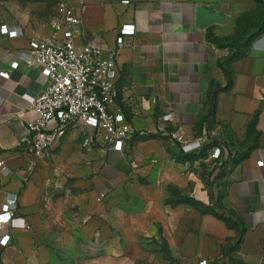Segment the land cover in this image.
<instances>
[{"label":"crops","instance_id":"obj_1","mask_svg":"<svg viewBox=\"0 0 264 264\" xmlns=\"http://www.w3.org/2000/svg\"><path fill=\"white\" fill-rule=\"evenodd\" d=\"M124 1L74 0L82 18L77 47L95 43L116 60L111 109L146 131L123 151L94 141L84 147L93 130L76 122L43 158L31 152L32 98L47 82L23 54L50 34V23L15 22L0 12V26L21 28L15 37L0 31V211L14 193L28 225L5 227L11 240L0 245V264H132L159 233L181 264H264V1ZM261 20L245 48L211 39L239 37ZM125 24L136 29L119 47ZM203 135L202 151H226L213 200L204 170L183 149ZM173 188L202 206L174 202Z\"/></svg>","mask_w":264,"mask_h":264},{"label":"built area","instance_id":"obj_2","mask_svg":"<svg viewBox=\"0 0 264 264\" xmlns=\"http://www.w3.org/2000/svg\"><path fill=\"white\" fill-rule=\"evenodd\" d=\"M129 3V0H125ZM82 4L83 0H79ZM74 0H60L56 14L50 22L51 32L48 36L31 41V46L23 54L28 66L42 67L46 78L45 89L32 98V106L37 113L35 120L26 128V143L31 152L43 158L71 124L83 122L93 132L83 141L84 147L98 142L116 151H123L125 143L134 134L145 135L146 131L136 128L121 112L111 109L119 94L114 80L116 60L114 56L104 58L102 48L95 43L76 45L78 27L82 18ZM134 24H125L120 28L119 47L123 46L124 35L135 32ZM0 31L10 37L18 36L21 28L2 24ZM17 67L18 62H13ZM4 76L8 73L3 72ZM171 119V115L165 116ZM206 136L193 141H184L186 153H199ZM225 149L215 145L211 157L221 160ZM0 160V168L2 167ZM263 164V161H259ZM103 194L99 197V200ZM5 227L28 228L24 219L18 215V200L14 193L9 194L0 211V245L8 246L11 236ZM199 264H208L201 260Z\"/></svg>","mask_w":264,"mask_h":264},{"label":"rangeland","instance_id":"obj_3","mask_svg":"<svg viewBox=\"0 0 264 264\" xmlns=\"http://www.w3.org/2000/svg\"><path fill=\"white\" fill-rule=\"evenodd\" d=\"M60 0H0V12L5 14L9 20L26 23H50L56 14V6ZM193 155L194 162L205 172V178L213 183L215 188L218 179L219 161L211 157V146ZM172 198L174 202L181 200L176 190L173 188ZM183 199V198H182ZM195 200V199H194ZM196 201V200H195ZM207 207L204 208L206 210ZM86 249V248H85ZM73 257V249H67ZM87 250V249H86ZM170 245L166 237L159 233L150 240H146L142 246L140 257L132 264H181L177 258L171 257ZM88 255L84 256L87 259ZM74 264V263H68ZM78 264V263H77ZM81 264H91L84 260Z\"/></svg>","mask_w":264,"mask_h":264},{"label":"trees","instance_id":"obj_4","mask_svg":"<svg viewBox=\"0 0 264 264\" xmlns=\"http://www.w3.org/2000/svg\"><path fill=\"white\" fill-rule=\"evenodd\" d=\"M258 1H264V0H258ZM262 25H263V20H261L260 22H258L256 24L255 23H248V25L245 28L244 32L239 37H236V38H218V37H212L211 39H212V41L214 43H216L221 48L227 47V48H229L231 50L238 49L239 47L245 48L246 46H248L252 42V40L254 39V35H256L259 31H261ZM239 55L240 54L238 53L236 55V57H238ZM234 57L235 56L233 55V56L228 57V59L234 58ZM219 64H220V67L221 68H223V69L226 70V76H227V79H228V87H229L231 85V83H232L231 75H230L229 71L223 66L222 61H220ZM226 163L227 162H224L222 164L221 169H223L225 167ZM209 186L211 187V198L213 200L214 199L213 183L210 182L209 183ZM178 196L181 197V200L178 201V202H189V203L193 204L195 207L202 206V203L198 202L197 200L195 201L194 199L188 198V197L183 196L181 194H179ZM212 210L213 209L210 208V207L207 209V211H212ZM216 214L219 215L220 217L228 220V221H231V219L229 217H226L223 214H218V213H216Z\"/></svg>","mask_w":264,"mask_h":264},{"label":"water","instance_id":"obj_5","mask_svg":"<svg viewBox=\"0 0 264 264\" xmlns=\"http://www.w3.org/2000/svg\"><path fill=\"white\" fill-rule=\"evenodd\" d=\"M198 15L201 16V17L203 16V15L201 14L200 10L198 11ZM202 19H205V17L203 16ZM215 19H217V18H214V17H210V16H209V20H208V21H215Z\"/></svg>","mask_w":264,"mask_h":264}]
</instances>
